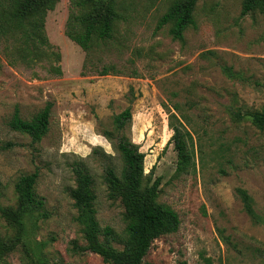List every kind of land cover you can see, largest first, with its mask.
<instances>
[{
	"label": "rangeland",
	"instance_id": "obj_1",
	"mask_svg": "<svg viewBox=\"0 0 264 264\" xmlns=\"http://www.w3.org/2000/svg\"><path fill=\"white\" fill-rule=\"evenodd\" d=\"M114 1L126 19L117 20L114 39L95 44L90 57L66 35L71 11L89 13L75 8V0H60L47 13V45L35 54L24 56L19 40L0 37V206L16 210L15 184L38 172L36 192L49 216L37 220L27 248L0 215V264H107L82 251L70 191L73 168L83 163L94 178L100 227L111 228L117 240L125 235L124 208L109 200L104 175L108 166L121 167L105 133L126 109L132 121L125 134L145 154V175L160 180L158 202L181 220L176 234L155 241L144 264H264V227L253 224L236 195L246 189L264 215V129L248 117L264 113L263 16L241 17L244 0H200L197 26L180 42L171 25L157 30L178 0ZM110 65L123 73L96 72ZM49 103L50 129L40 142L9 127L16 108L31 120ZM173 104L194 139L195 166L186 173L177 171L171 142ZM114 246L123 249L121 242ZM38 247V257L28 256Z\"/></svg>",
	"mask_w": 264,
	"mask_h": 264
},
{
	"label": "trees",
	"instance_id": "obj_2",
	"mask_svg": "<svg viewBox=\"0 0 264 264\" xmlns=\"http://www.w3.org/2000/svg\"><path fill=\"white\" fill-rule=\"evenodd\" d=\"M60 0H0V37L19 40L18 52L23 55L37 53L38 49L47 45L44 35L45 19L48 12L53 11ZM200 0H178L160 19L157 30L171 25L170 34L174 40L183 42L184 34L190 28H196L194 12ZM91 5V6H90ZM80 11L89 13L77 14L70 12L66 25V35L90 57L95 44H107L115 37L116 22L126 19L119 13L123 6L114 0H75L73 5ZM90 6V8H89ZM91 9V10H90ZM259 12L264 18V0H244L241 17ZM99 76L120 75L121 72L114 65L97 69ZM137 76V72H134ZM52 104L45 108L31 120L20 116L19 109L9 122V127L31 138L33 142H40L49 132ZM181 111L179 104H173L168 110V126L173 132L171 142L177 152V171L189 172L195 166V145L191 132L186 126V118L177 112ZM238 120L244 118L241 114H234ZM253 124L264 129V113L249 114ZM132 121L131 109H126L114 118L113 132H106L105 137L112 143L121 160V167L108 166L105 170L104 183L108 190V198L113 202H120L124 208L125 235L117 240L114 231L107 227L102 229L97 219L95 203V182L87 166L76 163L73 168L76 187L70 191L78 215L76 222L81 226L85 247L84 253L90 252L102 258L107 264H144L155 241L164 236L176 234L180 230L179 214L172 208L160 204V180L152 182L144 173L145 154L133 144L125 132ZM39 173L34 172L19 178L15 184L18 208L10 210L0 206V215L12 222L18 228V239L24 247L30 245V234L37 227V220L47 219L44 211L45 201L36 192ZM236 195L243 205L245 213L253 224L264 227V215L256 211L252 196L244 188H237ZM31 224V229L28 228ZM121 242L123 249L114 246V242ZM43 246V244H42ZM0 243V249L2 248ZM42 247L27 250L28 256L38 257ZM35 261V260H33ZM185 264V263H184Z\"/></svg>",
	"mask_w": 264,
	"mask_h": 264
}]
</instances>
